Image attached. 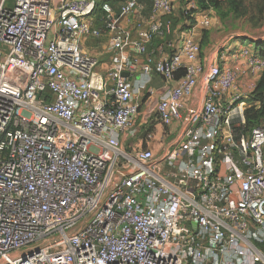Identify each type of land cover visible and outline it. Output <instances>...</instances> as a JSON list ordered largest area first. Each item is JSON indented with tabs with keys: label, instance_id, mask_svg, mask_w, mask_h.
Segmentation results:
<instances>
[{
	"label": "built area",
	"instance_id": "obj_1",
	"mask_svg": "<svg viewBox=\"0 0 264 264\" xmlns=\"http://www.w3.org/2000/svg\"><path fill=\"white\" fill-rule=\"evenodd\" d=\"M97 2L0 0V264H264V124L235 129L230 38L204 54L192 27L154 48L162 21L124 25L140 0L105 3L101 26ZM153 74L166 94L136 129Z\"/></svg>",
	"mask_w": 264,
	"mask_h": 264
},
{
	"label": "rangeland",
	"instance_id": "obj_2",
	"mask_svg": "<svg viewBox=\"0 0 264 264\" xmlns=\"http://www.w3.org/2000/svg\"><path fill=\"white\" fill-rule=\"evenodd\" d=\"M186 1L189 0H182L183 4L176 7V9L178 8L177 16L174 17L173 14L162 16L163 19L171 21V24L168 25L170 27L167 28L168 33L161 40L163 43L179 42L180 36L193 27L191 15L194 12L193 10H200V8L198 5L189 4ZM143 7L136 13V18L142 17V19L149 20L150 17L154 16L153 10L143 9ZM213 10L214 23L211 25L201 23L204 29L197 32L199 36L196 35L201 42L203 53L208 54L221 46L225 38H230V43L239 41L245 45H251L254 55L257 44L264 39V0H224L221 1L219 9L213 8ZM172 21H175V23ZM85 44L92 49L91 51L99 52L103 56V63L110 60L111 54L108 51L109 42H107V39L89 38L85 41ZM153 47L157 46L153 44ZM152 118L153 115L144 118L139 116L134 127L143 130V124L149 122Z\"/></svg>",
	"mask_w": 264,
	"mask_h": 264
},
{
	"label": "crops",
	"instance_id": "obj_3",
	"mask_svg": "<svg viewBox=\"0 0 264 264\" xmlns=\"http://www.w3.org/2000/svg\"><path fill=\"white\" fill-rule=\"evenodd\" d=\"M109 1L112 4V6L114 7V9L116 11H119L120 6L126 0H123V1L122 0H109ZM171 1L174 4L173 16L175 17L178 15V8L176 9V7L183 4V2H182V0H171ZM186 3L198 5L197 0H189V1H186ZM141 4H142V6H144L143 9L153 10V1L152 0H149V2H146L145 0H143V1L141 0ZM195 8H197V7H195ZM136 17H137L136 14H134L132 16L127 17L124 20V25L128 29L132 30L134 32V34H135L137 24L139 22H146L148 20L146 18L142 19V17L138 19ZM192 17L195 19V23H194L193 27L195 29L197 36H199V34L197 32L204 29V26L201 25V23H202L201 19L208 18L210 21V25L213 24L215 21L213 8H208V9H204V10H202V9L196 10L192 13ZM151 18L160 20L167 25L171 24V21H167V20H165V18L163 19V17H161L160 15H154V16L150 17L149 19H151ZM84 47L89 52L97 53L101 57V61H102V64L104 66L109 64V61L107 63H103V61H104L103 56L99 52L91 51L92 49L87 47L86 44L84 45ZM245 47L248 48L249 54L253 55V50L251 49V47H252L251 45L250 46L245 45V44H243V42H239V41H235V42L230 43V45L224 51V59L222 61V65L225 68L235 69L241 73L240 84H241V87H242L243 92L245 94L247 108L254 106V105L259 107L260 103L256 102V101H252L251 94L254 91L256 84H257L262 72L252 73L248 70L247 64H246V58L241 54V51ZM254 55H257L255 51H254ZM167 85L168 84L163 80V78H161L157 74H153L152 82L150 84V89L146 92L137 93V95H138L137 99L141 104L140 116L142 118H144L146 116H150V115H153V118H154V116L156 115L157 104H158L160 98L166 94ZM130 142L131 141L127 140L125 142V145L130 146Z\"/></svg>",
	"mask_w": 264,
	"mask_h": 264
},
{
	"label": "trees",
	"instance_id": "obj_4",
	"mask_svg": "<svg viewBox=\"0 0 264 264\" xmlns=\"http://www.w3.org/2000/svg\"><path fill=\"white\" fill-rule=\"evenodd\" d=\"M145 1L149 2V0H145ZM221 1H224V0H198V7L202 10L208 9V8L219 9ZM105 3L111 4L109 0H98L96 8L94 9L93 14H92V17L94 18L95 23L97 25H100V26L103 23V18L105 15L104 10H103V5ZM193 11H196V10H193ZM172 22L175 23V21H172ZM192 22L194 25V23H195L194 18H193ZM168 27H170V26L163 23V26H162L163 34L154 40L156 43V44L154 43V45L159 46V45L164 44L163 41H161V40L168 33L167 32ZM260 42L261 43L257 44L256 49L254 51L257 54L256 56H259L262 59H264V39ZM251 99H252V101L259 102L260 105H259V107L254 105V106H251V107L246 109V111H245L246 123L239 125V126H235V129L238 131L239 134H246L247 135L254 127H257V126L264 124V69L261 73V76H260V78L256 84L254 91L251 94Z\"/></svg>",
	"mask_w": 264,
	"mask_h": 264
},
{
	"label": "water",
	"instance_id": "obj_5",
	"mask_svg": "<svg viewBox=\"0 0 264 264\" xmlns=\"http://www.w3.org/2000/svg\"><path fill=\"white\" fill-rule=\"evenodd\" d=\"M144 135V134H143Z\"/></svg>",
	"mask_w": 264,
	"mask_h": 264
}]
</instances>
